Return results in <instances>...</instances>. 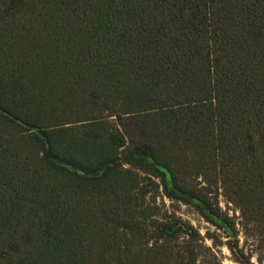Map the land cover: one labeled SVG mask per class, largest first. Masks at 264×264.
I'll list each match as a JSON object with an SVG mask.
<instances>
[{"label":"trees","instance_id":"trees-1","mask_svg":"<svg viewBox=\"0 0 264 264\" xmlns=\"http://www.w3.org/2000/svg\"><path fill=\"white\" fill-rule=\"evenodd\" d=\"M133 169L233 229L221 191L264 264V0H0V259L99 264Z\"/></svg>","mask_w":264,"mask_h":264},{"label":"rangeland","instance_id":"rangeland-1","mask_svg":"<svg viewBox=\"0 0 264 264\" xmlns=\"http://www.w3.org/2000/svg\"><path fill=\"white\" fill-rule=\"evenodd\" d=\"M93 117L86 115V105L79 106L78 102L72 101L59 104L52 123L82 121L67 126L74 127ZM96 117L102 118L96 135L117 127L113 117L99 114ZM100 149L98 147L91 153L101 155ZM84 150L89 151L86 147ZM101 151L104 155L109 152L120 154L122 149ZM133 170L138 183L133 182L134 176L124 177L126 191L118 204L129 226L112 229L110 246L99 264H124L133 259L136 264H259L263 258L261 238L221 191L213 189L209 197L230 219L233 229L215 218L212 222L206 220L191 205L166 197L162 188L155 186L146 174ZM194 231L198 236L193 235ZM3 259L0 264H5Z\"/></svg>","mask_w":264,"mask_h":264}]
</instances>
